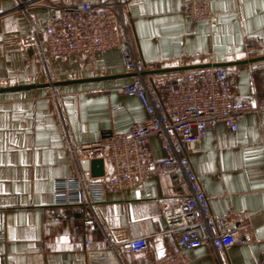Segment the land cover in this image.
I'll return each instance as SVG.
<instances>
[{"label":"crops","instance_id":"1","mask_svg":"<svg viewBox=\"0 0 264 264\" xmlns=\"http://www.w3.org/2000/svg\"><path fill=\"white\" fill-rule=\"evenodd\" d=\"M44 0L26 11L16 0H0V264H89L87 250H106L112 242L149 236V248L127 252L117 246L122 264H151L176 249L177 235L165 232L164 211L189 191L175 187L161 171L133 187L107 189L93 208L56 203L55 181L73 177L77 168L71 147L104 134L143 125L148 113L124 84L132 74L123 68L119 48L92 58L44 59L24 43L30 17L44 22L52 3ZM187 0H126L124 31L136 58L150 70L223 63L236 101L253 108L230 131L219 122L208 127L201 149L189 152L204 181L211 211L225 216L250 235L220 253L223 264H260L264 252V0H211L216 19L195 22L184 12ZM51 4V5H50ZM203 69V68H198ZM188 70L149 73L157 83L173 82ZM54 81L116 75L113 78L48 86ZM152 158L165 156L160 139H149ZM94 222L86 225L89 217ZM92 240L86 244V238ZM188 264H214L210 242L188 251ZM105 259V258H104ZM101 263L105 264V261Z\"/></svg>","mask_w":264,"mask_h":264},{"label":"built area","instance_id":"2","mask_svg":"<svg viewBox=\"0 0 264 264\" xmlns=\"http://www.w3.org/2000/svg\"><path fill=\"white\" fill-rule=\"evenodd\" d=\"M44 0H16L17 8L27 12ZM126 0H78L51 5L52 15L40 22L30 17V30L24 43L44 59L46 56L92 58L97 53L119 48L123 68L133 73L124 84L127 94L137 95L147 110L143 125L135 124L125 132L104 134L99 140L71 147L77 174L55 181L56 203L87 205L91 208L103 200L107 189L122 190L168 172L179 188L183 183L188 193L175 207L166 209L165 232L177 235V247L156 257L151 264H188V251L205 242L213 245L218 255L214 264H223L220 253L238 240L250 241V235L231 219L212 213L204 181L194 170L188 153L201 149L208 127L223 122L230 131H237L240 120L253 108L250 102L236 101L228 71L222 66L188 70L176 81L157 83L148 63L136 58L128 33L123 6ZM185 16L195 22L213 23L216 19L211 0H187ZM2 46L0 45V50ZM50 82H53L50 76ZM156 135L165 151L159 160L152 158L149 139ZM104 160V172L95 176L92 160ZM94 217L85 224L94 222ZM106 250L89 249V264H122L119 257L110 263L106 258L117 254V246L127 252L149 248V236H134ZM92 240L87 237L86 244ZM105 258V259H104ZM260 264H264V252Z\"/></svg>","mask_w":264,"mask_h":264},{"label":"water","instance_id":"3","mask_svg":"<svg viewBox=\"0 0 264 264\" xmlns=\"http://www.w3.org/2000/svg\"><path fill=\"white\" fill-rule=\"evenodd\" d=\"M264 59V56L261 57H255L252 59L237 61V63H244L248 61H255ZM223 63H206V64H200V65H190V66H181V67H171V68H163V69H156V70H149L146 71V73H155V72H170V71H183V70H192V69H198V68H207L211 66H220ZM133 75V73H131ZM116 75H106V76H95V77H87V78H78V79H69V80H63V81H53L48 82L46 85L48 86H56L60 84H70V83H79V82H86V81H94V80H102V79H108L113 78ZM33 85H24V86H15V87H9V88H0V91L4 90H11V89H22L27 87H32ZM92 172L95 176L102 175L104 172V160L102 158H94L92 160Z\"/></svg>","mask_w":264,"mask_h":264},{"label":"rangeland","instance_id":"4","mask_svg":"<svg viewBox=\"0 0 264 264\" xmlns=\"http://www.w3.org/2000/svg\"><path fill=\"white\" fill-rule=\"evenodd\" d=\"M51 77H52V79H53V81L55 80V78L51 75Z\"/></svg>","mask_w":264,"mask_h":264}]
</instances>
